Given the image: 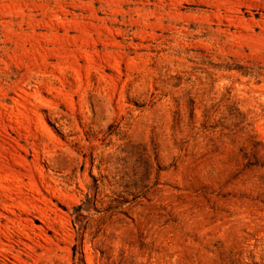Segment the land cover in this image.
<instances>
[{
    "label": "rangeland",
    "instance_id": "rangeland-1",
    "mask_svg": "<svg viewBox=\"0 0 264 264\" xmlns=\"http://www.w3.org/2000/svg\"><path fill=\"white\" fill-rule=\"evenodd\" d=\"M0 264H264V0H0Z\"/></svg>",
    "mask_w": 264,
    "mask_h": 264
},
{
    "label": "bare ground",
    "instance_id": "bare-ground-1",
    "mask_svg": "<svg viewBox=\"0 0 264 264\" xmlns=\"http://www.w3.org/2000/svg\"><path fill=\"white\" fill-rule=\"evenodd\" d=\"M5 169V168H4ZM2 171V170H1ZM5 172V171H4ZM7 174V173H6ZM5 175V174H4ZM32 185V184H31ZM34 185V184H33ZM37 188V187H36ZM36 190V189H35ZM37 190H38V188H37ZM17 195V194H16Z\"/></svg>",
    "mask_w": 264,
    "mask_h": 264
}]
</instances>
